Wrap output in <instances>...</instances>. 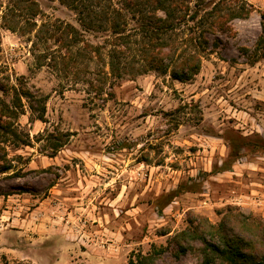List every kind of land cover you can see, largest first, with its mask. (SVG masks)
<instances>
[{"label":"rangeland","instance_id":"rangeland-1","mask_svg":"<svg viewBox=\"0 0 264 264\" xmlns=\"http://www.w3.org/2000/svg\"><path fill=\"white\" fill-rule=\"evenodd\" d=\"M31 1L36 16L0 0V114L13 131H0V264H127L153 250V264H199L171 242L195 219H264V0H185L214 13V32L184 83L132 58L112 75L107 23L85 30L64 0Z\"/></svg>","mask_w":264,"mask_h":264},{"label":"trees","instance_id":"trees-1","mask_svg":"<svg viewBox=\"0 0 264 264\" xmlns=\"http://www.w3.org/2000/svg\"><path fill=\"white\" fill-rule=\"evenodd\" d=\"M64 1L78 11L80 24L85 30L93 29L96 21L108 24L110 36L114 40L113 48L108 53L107 65L114 76L120 75L121 70L130 64L132 58L141 62V73L158 71L167 73L175 81L188 82L200 70L199 53L207 46L206 35L214 32V23L209 20L210 17L214 18V13L209 11L199 16L201 9L196 6L195 11L189 14L185 0H118L115 6L112 0ZM13 2H19L22 7L29 9L32 16L39 13L37 5L31 0ZM87 2L92 4L91 7L86 5ZM94 6L100 8L101 12L93 10ZM246 15L243 9L239 12L231 11L232 18H242ZM262 19L264 20V13ZM131 23L133 25L129 28ZM182 25L187 26V35L172 39V32ZM64 31L67 35L76 33L69 25H66ZM64 40L63 36L60 37V41ZM257 44L264 49V26L257 38ZM191 49H194V52ZM22 94L25 99L30 97L27 91H22ZM29 109L31 112H37L39 120L43 118L44 105L38 110L29 105ZM2 116L4 115L0 114V131L13 134L11 124L2 121ZM242 142L241 138H233L230 141L232 160L224 162L219 172L228 171ZM7 170L9 167H2L0 173ZM170 199L171 194L166 196L165 204H168ZM193 223L195 227L178 233L171 240L174 244L172 253L176 258L192 253L199 264H264V219L234 213L228 208L227 214L216 225L210 224L204 218H197ZM156 254V250L145 255L137 254L130 258L127 264H153Z\"/></svg>","mask_w":264,"mask_h":264}]
</instances>
